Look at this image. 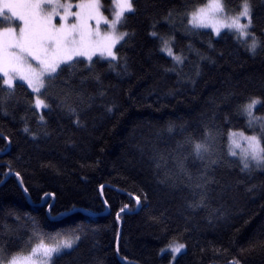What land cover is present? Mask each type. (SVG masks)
Returning a JSON list of instances; mask_svg holds the SVG:
<instances>
[{"label": "trees", "instance_id": "trees-1", "mask_svg": "<svg viewBox=\"0 0 264 264\" xmlns=\"http://www.w3.org/2000/svg\"><path fill=\"white\" fill-rule=\"evenodd\" d=\"M204 2L135 0L122 29L133 35L118 45L128 71L101 61L102 84L66 71L48 89L50 110L33 111L31 90L16 88L12 115H0V247L24 246L35 221L44 233L80 237L55 264H264V170L240 173L227 151L229 130L253 132L239 105L257 96L254 114L264 116V50L252 56L226 30L186 31L183 13ZM251 2L254 30L264 39V0ZM239 4L229 0L230 8ZM169 11L175 26L164 19ZM153 30L175 36L174 51L185 58L176 71H165L173 61L159 51ZM64 93L79 124L58 106ZM25 122L35 137L23 131ZM206 131L214 135L217 163L207 174L215 182L206 206L193 209L206 159L185 140H203ZM171 243L185 245L174 259Z\"/></svg>", "mask_w": 264, "mask_h": 264}, {"label": "snow or ice", "instance_id": "snow-or-ice-1", "mask_svg": "<svg viewBox=\"0 0 264 264\" xmlns=\"http://www.w3.org/2000/svg\"><path fill=\"white\" fill-rule=\"evenodd\" d=\"M136 10L135 0H111L107 7L105 0H76L75 3L72 0H0V18L7 22V26L0 27V115H12L9 104L15 97L17 87L26 85L31 90L29 95L33 97L34 103L30 102V108L33 111L50 110L51 105L47 101L51 96L48 95V89L51 82L62 79L66 71L71 75L78 72L82 83L93 80L97 84H102V80L101 72L95 66L101 61L111 71L126 73L128 63L118 55V45L127 43L128 38L133 35L122 29L125 28L128 17L134 15ZM164 19L175 26L172 11ZM185 19L188 32L210 28L213 34L220 36L226 30L252 56L258 50H264V39L257 36L254 30L251 0H240L238 10L229 7V0H206L183 13L181 23ZM149 35L159 42V51L173 61V66L165 68V71H176L178 65L184 64L182 54L174 51V35L161 34L156 30ZM208 46L212 47L211 42ZM196 54L202 60H211L204 53L197 51ZM64 83L67 85L66 80ZM99 94L104 95L103 92ZM57 99L60 100L58 106L75 116L74 123L79 124V115L69 102V95L64 93L62 99ZM261 103L259 97L250 96L238 106L240 113L247 118L248 126L253 128L251 135H245L242 131L228 132V156L237 158L239 172L249 176L256 170H264V116H257L253 111ZM111 110L109 106L108 111ZM43 119L41 115L40 120ZM176 127V123L170 121L167 131L172 132ZM23 131L33 137L36 135L26 122ZM213 140L214 135L210 131L205 132L203 140H196L191 136L185 140L196 157L206 159L205 171L195 183L199 199L189 204L193 209L206 206L209 186L215 182L207 174V170L217 163L212 158ZM178 165L182 167V161H178ZM19 175L17 172L16 176ZM244 182L243 178L237 180L238 184ZM253 187L254 185L248 186L247 190L251 191ZM24 191L27 192L28 189L24 188ZM44 195L48 196L49 193ZM136 201L139 204V196ZM127 207L128 205H124L117 212V220L120 212H124ZM79 239L74 231L44 233L33 221L31 235L24 246L17 249L0 247V264H55V258L65 250H73ZM184 248V244H177L171 246V252L175 256Z\"/></svg>", "mask_w": 264, "mask_h": 264}, {"label": "rangeland", "instance_id": "rangeland-1", "mask_svg": "<svg viewBox=\"0 0 264 264\" xmlns=\"http://www.w3.org/2000/svg\"><path fill=\"white\" fill-rule=\"evenodd\" d=\"M72 2L75 3L76 0H72ZM110 4H111V0H110V3H109L108 5H110ZM108 5H106V7H107ZM105 14L107 15L108 13L106 12ZM1 19H2V18H1ZM2 26H7V22L4 21V23H3ZM2 26H0V27H2ZM102 27H104V26L102 25ZM207 29L211 30L210 28H207ZM37 110L41 113V110H42V109H37ZM253 111H254V109H253ZM231 131H233V132L242 131V132L245 133V135H251V134L253 133V132H251V133H250V132H246V131H244V130H242V129L231 130ZM237 139H238V137H237ZM228 148H229V139H228V135H227V151H228ZM237 151H239V149H237ZM177 244H179V243H171V244H169V245L166 247V249H167L169 252H171V246H175V245H177ZM180 244H182V243H180ZM171 253H172V252H171ZM177 254H178V253H177ZM177 254H175V256H176ZM175 256L172 255V258L174 259Z\"/></svg>", "mask_w": 264, "mask_h": 264}]
</instances>
